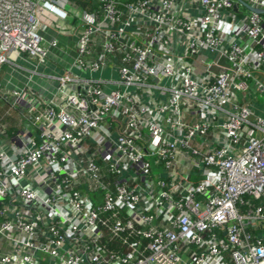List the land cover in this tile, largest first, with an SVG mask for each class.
I'll list each match as a JSON object with an SVG mask.
<instances>
[{"label":"built area","instance_id":"1","mask_svg":"<svg viewBox=\"0 0 264 264\" xmlns=\"http://www.w3.org/2000/svg\"><path fill=\"white\" fill-rule=\"evenodd\" d=\"M68 5L0 0V69L44 63L43 18ZM247 6L264 0H99L51 98L0 80L24 117L0 122V264H264V113L238 96L264 94V14Z\"/></svg>","mask_w":264,"mask_h":264},{"label":"crops","instance_id":"2","mask_svg":"<svg viewBox=\"0 0 264 264\" xmlns=\"http://www.w3.org/2000/svg\"><path fill=\"white\" fill-rule=\"evenodd\" d=\"M51 30L50 28L46 33V41L53 38L57 39L59 41V48L51 49L44 63L38 64L35 59L30 58L28 55L19 54L16 56L13 64H6L0 69V80H4L5 78L10 79V89L19 90L24 84L28 83L31 91L42 94L46 98H51L55 94L58 82L49 78V76H64L66 74V70L70 67V63L73 60L72 58L76 55V43L81 34V29L75 27L73 32L67 35L55 33ZM110 73V71H107L105 75L110 76ZM255 75L257 80L264 83V72ZM31 76L32 81H30ZM252 86L254 88V82H252ZM1 102L6 103L9 110H12L10 112V118L17 120V122H13L9 119L3 122L0 119V122L6 126L7 132L12 134L21 130L24 126L22 111L11 108L10 103L12 102L9 100H3ZM244 102L246 101L244 100Z\"/></svg>","mask_w":264,"mask_h":264},{"label":"rangeland","instance_id":"3","mask_svg":"<svg viewBox=\"0 0 264 264\" xmlns=\"http://www.w3.org/2000/svg\"><path fill=\"white\" fill-rule=\"evenodd\" d=\"M82 1L83 0H69V5L66 9L69 14V19L67 21H62L54 16H49V15L44 16L43 21L50 24V28L55 33L67 35L68 33L73 32V29L76 27L73 22L74 19H76L77 15L82 14L84 10H87V8H84V6H82ZM90 1L91 2L89 3V5H93L96 3L97 0H90ZM241 11L244 12V14L249 13V11L246 8H241ZM249 86H250V90L247 92L246 94L247 96L241 93H239L238 96L240 100H245L256 113H258L259 115L263 114L264 94L257 92L256 89L253 88L251 81L249 82ZM159 171L160 169H156L157 173Z\"/></svg>","mask_w":264,"mask_h":264},{"label":"trees","instance_id":"4","mask_svg":"<svg viewBox=\"0 0 264 264\" xmlns=\"http://www.w3.org/2000/svg\"><path fill=\"white\" fill-rule=\"evenodd\" d=\"M90 2H91L90 0L89 1L83 0L82 1V6H84V8H87L88 11L97 10L98 9L99 0H97L96 3L93 4V5H89ZM11 111L12 110H9L8 105L6 103L0 102V119H2L3 122H5V121H7L9 119H11L13 122H17V120H15V119L13 120L12 118H10V114H11L10 112ZM6 113H7V115H6Z\"/></svg>","mask_w":264,"mask_h":264},{"label":"water","instance_id":"5","mask_svg":"<svg viewBox=\"0 0 264 264\" xmlns=\"http://www.w3.org/2000/svg\"><path fill=\"white\" fill-rule=\"evenodd\" d=\"M248 7V6H247ZM248 9H250L252 12H256L258 14H264V11H261V10H256V9H252L250 7H248Z\"/></svg>","mask_w":264,"mask_h":264}]
</instances>
